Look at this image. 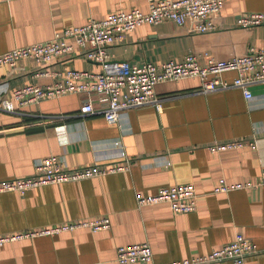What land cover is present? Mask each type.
I'll use <instances>...</instances> for the list:
<instances>
[{"label":"crops","instance_id":"1","mask_svg":"<svg viewBox=\"0 0 264 264\" xmlns=\"http://www.w3.org/2000/svg\"><path fill=\"white\" fill-rule=\"evenodd\" d=\"M148 9L147 0H0V53L50 39L56 31L102 19L111 11ZM249 11H264V0H223L213 17L215 29L195 33L170 19L141 23L107 46L112 59L130 65L179 61L195 53L227 59L250 48H264V23L237 24ZM75 55L47 63L20 60L0 66V98L26 83H45L44 71L77 68L97 71L100 64ZM236 75L225 71L227 81ZM200 80L186 77L155 85L161 109L151 105L120 112L115 122L104 116L105 103L91 97L95 112L81 113L85 93H66L9 111L0 107V180L30 175L34 160L57 155L67 167L97 163L127 170L75 181L39 185L23 192L0 193V234L46 227L77 219L107 216L109 227H87L54 235L15 240L0 246V264H120L119 245L147 242L153 259L164 262L207 253L242 233L256 246L245 264H264V185L213 192L226 183H256L264 167V81L249 85L251 98L238 87L200 92ZM64 125V137L58 127ZM119 140L125 155L114 144ZM243 141L211 151L214 142ZM255 141V145H250ZM192 183L196 207L176 212L167 202L139 206L137 192ZM139 264V263H127ZM209 264H231L221 261Z\"/></svg>","mask_w":264,"mask_h":264},{"label":"built area","instance_id":"2","mask_svg":"<svg viewBox=\"0 0 264 264\" xmlns=\"http://www.w3.org/2000/svg\"><path fill=\"white\" fill-rule=\"evenodd\" d=\"M148 9L137 8L128 11H111L102 19L90 18L85 23L65 27L56 31L45 41L34 42L8 49L0 53V66L15 67L20 60H34L47 63L53 58L75 55L78 47L82 55L100 64L97 71L66 68L62 71L41 74L51 75L45 83H26L12 89L11 97L2 96L0 107L13 111L17 106L36 103L45 98L58 97L66 93H85L87 96L80 107L81 113L95 112L98 109L91 97L105 103V119L112 123L118 120L120 112L143 105L161 109V98L155 92L159 82L196 77L200 80V92H211L231 86L242 90L246 98H251L249 85L264 81V48H250L243 54H235L227 59L207 57L199 62L195 53H187L181 60H167L161 63L145 62L130 65L126 61L112 59L107 46L121 38L124 33L141 23L157 24L170 19L180 26L187 25L195 33L215 29L213 17L223 5V0H147ZM264 23V11H249L237 17V24L253 27ZM225 71L236 75L227 81L221 77ZM58 133L64 137L65 126H59ZM243 141L214 142L208 145L211 151H219L242 145ZM114 144L119 154L126 156L122 144L117 139ZM255 145V141H250ZM34 172L30 175L0 180V193L6 191L23 192L39 185L75 181L96 177L107 172L127 170L130 161L123 165L99 166L97 163L79 167H67L57 155L39 157L33 163ZM264 185V167L256 183H226L220 179L213 192H228L240 187H259ZM196 190L192 183H176L163 186L155 193L135 194L139 206L150 203L167 202L176 212H189L196 207ZM87 227L98 231L109 227L107 216L95 219H77L55 223L46 227L29 228L21 231L0 234V246L5 243L37 236L54 235L63 231ZM257 251L251 239L242 233L207 253L158 262L153 259V251L147 242L119 245L116 260L120 264H209L230 261L231 264H245L248 256Z\"/></svg>","mask_w":264,"mask_h":264}]
</instances>
